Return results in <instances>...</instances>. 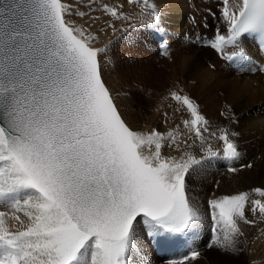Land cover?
<instances>
[{
  "label": "snow or ice",
  "instance_id": "obj_1",
  "mask_svg": "<svg viewBox=\"0 0 264 264\" xmlns=\"http://www.w3.org/2000/svg\"><path fill=\"white\" fill-rule=\"evenodd\" d=\"M222 5L228 35L217 30L213 49L227 55L225 47L237 46L243 34L264 38V0ZM69 11L62 0H0V205L12 209L0 211V264H132L137 225L156 239L194 234L201 220L185 192V175L200 161L165 157L161 133L129 127L101 78L104 50L66 19ZM244 55L240 48L227 58ZM172 97L203 139L199 125L207 121L198 106L186 95ZM219 139L226 159L239 155L227 133ZM218 154L208 148L209 156ZM253 191L264 196V189ZM248 195L208 201L223 232L220 247L234 248L243 235L238 218L254 223L245 217ZM251 204L264 216V202ZM9 217L21 227L10 230ZM198 255L192 250L171 264Z\"/></svg>",
  "mask_w": 264,
  "mask_h": 264
},
{
  "label": "rangeland",
  "instance_id": "obj_2",
  "mask_svg": "<svg viewBox=\"0 0 264 264\" xmlns=\"http://www.w3.org/2000/svg\"><path fill=\"white\" fill-rule=\"evenodd\" d=\"M173 1L176 2V0H134V3H129L128 0H62L66 5H71L66 19L73 26L85 29L93 47L104 50L98 56L101 75L122 118L129 127L145 134L153 130L161 133L164 136L161 141V151L165 157L178 158L180 154H183L182 150L189 148V153L200 161V163L192 165L185 175V192L190 205L194 207L195 203H199L204 204V207H209V200L222 196L218 189L214 188V185H220L224 182L225 177L228 178L231 174L237 180V182L236 180L233 182L236 184V190L232 188L225 195L247 192L248 199L257 200L254 194L261 196L253 189H264V128L262 129L260 125L261 118L264 116V114H260L261 109L264 113V98L259 100L260 102H253L239 100L231 94L229 85L225 84L232 77L235 80L258 84L256 81L249 80L248 76L234 75L235 71L227 70L223 59L204 44L205 38H213L217 30L219 32L225 30L222 25L223 23L225 25L226 21L221 15L223 6L213 4L217 1L209 3L207 0H201V2L210 5L205 8L203 4L199 3V0H185L186 11L179 18L176 16L178 11H175L173 16L171 15L173 11H169L168 7ZM161 2L163 5L160 4ZM105 5L108 8H115L118 13H123V15L119 18L111 15L105 9ZM164 8H168V10L166 11ZM153 11L156 13L155 16L151 14ZM127 13L129 16H126ZM177 27H180L179 30ZM152 28L165 35L164 43L161 40L155 41L156 37L151 32ZM176 35L181 39L182 46L173 45V36ZM159 46L165 49L160 50ZM246 46L249 50V46ZM246 46L245 50L247 51ZM187 58L190 59L189 61L194 60V62L202 64L199 69L207 67L208 73L212 72L208 74L210 77L206 74L203 76L202 72L197 69L198 66H194V72L197 74L190 72V76L182 75L183 73L179 72L180 66L184 61H188ZM115 72L119 74L118 77L120 76L121 80L116 79ZM225 74L229 75L228 78ZM224 75L225 77H223ZM110 80L114 81V86L110 84ZM152 81L158 85L153 89L149 85V82ZM224 81L227 82L224 83ZM173 92L188 96L198 106V111L207 121V124L199 125L203 139L196 136L191 126L185 125L184 121L192 119L191 113L181 102L173 99ZM117 100L122 106L118 104ZM126 116L132 118L135 125L130 124ZM205 128L207 131H204ZM168 133H172L175 140L166 135ZM224 133L228 134L229 139L237 147L239 155L234 159H226L223 155L224 142L219 137ZM209 147L219 154L209 156ZM184 156L187 157L186 154ZM232 168L235 171H230ZM191 171L195 174V178L209 172L215 173L216 176L212 180L207 178V181L199 188L193 177L192 179L188 178ZM250 173L255 178L253 184L248 182ZM209 183L211 189H214L213 191L207 188ZM263 197H261V201H263ZM251 209V207L245 206V217L254 223L248 224L238 218V225L243 235H238L235 238V245L238 248L236 252L238 256H241L240 250L242 249L248 259L246 264H253L252 261L264 264V216L258 212L254 214ZM0 211L11 212L12 209L0 205ZM17 214L20 215L24 224L29 222L23 211ZM200 216L201 220L195 233L191 235L192 238L187 242L185 239L183 240L184 243L186 242L183 251L181 248L184 247L181 245L176 248L169 244L158 250L157 246L160 245V240L156 238L153 241L147 236L142 224L137 225L135 243L138 242L139 237L142 238L141 232L147 237V240L142 238L144 243L141 245L145 252L141 255L148 259L150 264H171L168 262L182 260L190 250H199L200 253L195 259H189L194 261L191 264L201 263L199 262L201 257L204 258L205 264H222L225 261L226 264H241L238 259H231L229 254L223 255L222 252H228V248L220 247L216 239L211 237L214 226L211 222L213 219L210 207L208 211L204 210ZM13 225L17 226L11 227L12 231L21 227L15 220ZM215 228L217 237L222 239V230L218 226ZM199 235L203 242L194 243ZM212 236L215 237L213 234ZM160 237L168 240L166 235ZM154 244L157 245L156 249ZM153 250L154 253H152ZM211 251L214 255L209 256L207 252ZM146 252H148L147 255ZM156 253L162 259L158 258ZM174 254L178 255L174 258L172 257ZM184 264H188L187 261H184Z\"/></svg>",
  "mask_w": 264,
  "mask_h": 264
},
{
  "label": "bare ground",
  "instance_id": "obj_3",
  "mask_svg": "<svg viewBox=\"0 0 264 264\" xmlns=\"http://www.w3.org/2000/svg\"><path fill=\"white\" fill-rule=\"evenodd\" d=\"M211 1H213V0H211ZM215 1H217V0H215ZM160 2V1H159ZM163 2H161L160 4H162ZM166 5H168L167 3H165ZM163 5V4H162ZM71 6V5H70ZM127 6V5H126ZM168 8H170L169 9V11H173V12H171V15L173 16V14L175 13V11H178V12H176V16H178L179 18H181L183 15H184V13H185V0H176V2L175 1H173L172 3H170V5H169V7ZM168 8H164L166 11L168 10ZM163 9V10H164ZM168 11V12H169ZM161 14H162V11H161ZM167 15V14H166ZM126 16H129V13H127V15ZM125 16V17H126ZM168 17H169V13H168ZM167 18V17H166ZM126 19V18H125ZM169 19V18H168ZM123 20V19H122ZM176 20V19H175ZM123 21H125V20H123ZM98 22V21H97ZM126 22V21H125ZM178 25H179V23H178ZM181 26V25H180ZM178 28V30H179V28L180 27H177ZM173 40H174V42H173V45H175V46H182V41H181V39L179 38V36L178 35H176V36H173ZM207 40H212V39H207ZM113 43V42H112ZM246 45H248L249 46V50H248V48H247V46ZM245 46H246V48H247V53H248V58H250V57H258V56H260L259 55V53H258V51H257V49H256V47H255V43H254V41L253 40H251V39H248V38H244L243 40H242V45H241V47L240 48H244L245 49ZM240 48H232L231 50H233V51H238V50H240ZM115 54V53H114ZM114 54H113V56H114ZM109 56V55H108ZM188 56V55H187ZM104 57V56H103ZM115 57V56H114ZM113 57V58H114ZM198 58V57H197ZM188 59V58H187ZM186 60V59H185ZM190 59H188V61L186 60V61H184V63H182L181 64V66H180V70H179V72L182 74V75H184V74H186V75H189L190 76V72H194V66H198V70L199 71H201L202 73L201 74H203V76H204V74H206V76H208V74H210V73H212V72H210V73H208L209 71L205 68H201V69H199V66L200 67H202V64H200V63H197V61L196 62H194V60L193 61H189ZM204 64V63H203ZM111 67H113V66H111ZM115 68H117L116 66H115ZM115 68H113L114 69V71H115ZM212 71V70H211ZM187 72V73H186ZM116 74V79H118V80H121V78H120V76L118 77V73L117 72H115ZM194 73H196V72H194ZM197 74V73H196ZM227 74V73H226ZM225 74V75H226ZM234 75H239L237 72H235V73H233ZM262 74L263 73H261V72H258L257 74H254V75H242V76H248V78H249V80H253V81H256V84H258V85H254V84H252V83H250L249 81H242V80H235V79H233V77H232V79H230V80H228V83H226L225 81H224V83H226L225 85H229V87H230V89H231V94H233L236 98H238L239 100H246V101H253V102H257V101H259V100H263V98H264V82H263V80H262ZM127 75V74H126ZM192 75H193V73H192ZM225 75L223 76V77H225ZM194 76H195V74H194ZM200 76V75H199ZM202 76V77H203ZM212 76V75H211ZM220 76V75H219ZM227 77L226 78H228V76L229 75H226ZM233 76V75H232ZM188 77V76H187ZM201 77V78H202ZM208 77H210V75L208 76ZM213 77V76H212ZM196 78H198V77H196ZM240 78H242L241 76H240ZM189 79V78H188ZM211 78H209V80H210ZM194 80V79H193ZM212 80V79H211ZM220 80V79H219ZM245 80V79H244ZM247 80V79H246ZM213 81V80H212ZM114 81L113 80H110V84L111 85H113L114 86V83H113ZM217 82H219L218 80H217ZM148 83V82H147ZM223 83V84H224ZM149 85H151V87H152V89L154 88V87H156V86H158L157 84H156V82H149ZM224 85V86H225ZM112 87V86H111ZM114 88V87H113ZM112 88V89H113ZM229 89V88H228ZM230 91V90H229ZM116 93V92H115ZM232 95V96H233ZM232 98V97H231ZM118 99V98H117ZM128 99H129V97H128ZM234 100H236V99H234ZM118 101V104H120V106H122L121 105V103L119 102V100H117ZM237 101V100H236ZM156 102V101H155ZM260 102V101H259ZM247 103V102H246ZM136 104V103H135ZM132 105V104H131ZM141 107V106H140ZM132 108V107H131ZM131 111V110H130ZM125 114V113H124ZM260 114H264L263 113V109H261V111H260ZM140 116V115H139ZM128 119L127 120H129V122H130V124L132 123L133 125H135L134 123V121L132 120V118H129L128 116H126ZM185 118V117H184ZM262 120H261V122H260V125H261V128L263 129L264 128V116L261 118ZM178 123V122H177ZM258 123H259V121H258ZM180 125H182V124H180ZM178 126V125H177ZM190 126V125H189ZM135 127V126H134ZM179 127V126H178ZM191 128V127H190ZM210 134V133H209ZM166 135H169V133L168 134H166ZM205 135V134H204ZM206 137H208L207 135H205ZM169 141V140H168ZM182 141H184L183 139H182ZM164 142V141H163ZM191 142V141H190ZM166 144V143H165ZM181 145H182V143H181ZM181 149H182V146L180 147ZM189 148H187V149H184V150H182L183 151V154H180L179 155V157L177 158V159H180L181 157H185L184 156V154H186L187 156H189V155H191L190 153H189ZM165 151V150H164ZM167 153V152H166ZM201 153V152H200ZM168 154V153H167ZM204 154V153H203ZM191 156H193V155H191ZM194 157V156H193ZM187 157H185V159H186ZM206 171V170H205ZM247 172V171H246ZM202 175H204V174H202ZM207 176V177H206ZM216 176V174L215 173H212V172H209L208 174H206V175H204V176H201V177H197V178H195V174H193L192 173V171L188 174V178L189 179H192V177L194 178V181H196L197 182V184H198V187L199 188H201L202 186H203V184L207 181L206 179L208 178L209 180H212V178L213 177H215ZM216 179V178H215ZM229 180H231V182H229ZM234 180H236L235 179V176L234 175H229V177L228 178H226L225 177V180H224V182L223 183H221L220 185H216L215 184V182H214V188H217L218 189V192L220 193V194H222V196L221 197H223V196H225V193L227 192V191H231L232 190V188L234 189V190H236V184H234L233 182H235ZM216 181V180H215ZM236 182H237V180H236ZM248 182H249V184H253L254 182H255V178H254V176L250 173V175H249V177H248ZM207 188H210L211 189V185H210V183L207 185ZM217 189H216V191H217ZM212 190V189H211ZM214 190V189H213ZM212 190V191H213ZM259 195V194H258ZM254 196H256L257 197V199H259V200H262L261 199V197H259V196H257V195H255L254 194ZM259 197V198H258ZM208 198V197H207ZM203 199V198H202ZM249 200V202L246 204V207H251L252 208V204H251V201H253V200H250V199H248ZM262 202H264V197H263V201ZM194 208L197 210V211H199V212H202V213H204V210L205 211H208V206H206V207H204V204H199V203H195V205H194ZM202 213H199L200 215L202 214ZM260 218H262V217H260ZM202 222V221H201ZM6 224H7V226L11 229V227L12 228H14V226H17V225H13L14 224V219L13 218H11V217H9L7 220H6ZM201 224V223H200ZM13 225V226H12ZM222 232V231H221ZM167 237H168V243H164L163 241L164 240H166V239H164V238H162L161 239V237H157L159 240H160V247L159 246H157L156 244H154V248L156 249V246H157V248H158V250H161V247L162 248H165V246L167 245V244H169V245H171V246H174V247H176V246H178V245H181L182 247H184V248H181V250L183 251V249L185 250V246H186V242H187V240L188 239H191L192 237H191V235L192 234H165ZM222 235V234H221ZM140 236H142V238H144L145 240H147V237H146V235H144V233H142L141 232V234H140ZM145 236V237H144ZM222 237H223V235H222ZM142 238H138V242H136V249H135V251L134 252H132L131 253V255H130V258H131V260H132V264H150V262H148V259H146L143 255H141V254H144V248H142V246L143 245H141V243L143 244L144 243V240L142 239ZM261 238V237H260ZM186 240V242L184 243L183 242V240ZM189 241V240H188ZM200 242H203L202 241V239H201V235H199L198 236V238L196 239V241L194 242V243H200ZM140 243V245H138ZM204 245V244H203ZM177 248V247H176ZM180 248V247H179ZM236 249H238L237 248V246L235 245V247L234 248H231V249H229L228 248V252L227 251H223L222 253H223V255H230V258L231 259H238V261L241 263V264H246V263H248V259L246 258V256L244 255V253H243V251H242V249L240 250V253H241V256H238L237 255V252H236ZM147 253L148 252H146V255H147ZM152 253H154V250H153V252ZM207 254L209 255V256H212V255H214V253L211 251L210 253L209 252H207ZM202 259V260H201ZM203 257H201L200 258V260H199V262H201V263H199V264H205L204 263V261H203ZM150 260V259H149ZM187 261V263L188 264H191L192 262H194L193 260H186ZM205 261H207V260H205ZM221 261V260H220ZM196 262H198V261H196ZM252 263L253 264H258V263H255V262H253L252 261ZM222 264H226V261L225 262H223Z\"/></svg>",
  "mask_w": 264,
  "mask_h": 264
}]
</instances>
